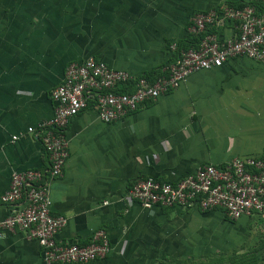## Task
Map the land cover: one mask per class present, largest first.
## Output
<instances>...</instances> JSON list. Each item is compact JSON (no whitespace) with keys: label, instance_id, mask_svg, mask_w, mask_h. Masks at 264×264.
<instances>
[{"label":"crops","instance_id":"0c3cea01","mask_svg":"<svg viewBox=\"0 0 264 264\" xmlns=\"http://www.w3.org/2000/svg\"><path fill=\"white\" fill-rule=\"evenodd\" d=\"M229 4L264 11L255 0H0V221L17 209L1 201L12 175L49 168L27 130L53 117L51 93L69 64L95 58L154 78L172 62L173 43L192 45L193 16ZM233 32L234 23L212 30L219 38ZM67 138L63 176L51 184L52 215L67 220L57 243L87 245L106 231L111 251L91 264H172L204 254L206 240L221 236V210L146 209L128 190L147 178L177 182L204 165L263 157L264 63L236 58L196 72L117 122L89 108L70 121ZM263 216L235 222L233 236ZM0 264L45 263L39 242L16 231L0 234Z\"/></svg>","mask_w":264,"mask_h":264},{"label":"built area","instance_id":"2783aa9c","mask_svg":"<svg viewBox=\"0 0 264 264\" xmlns=\"http://www.w3.org/2000/svg\"><path fill=\"white\" fill-rule=\"evenodd\" d=\"M255 1L264 8V0ZM228 23H234L235 32L231 36L219 38L212 33ZM191 32L199 38L197 47L179 50L178 44L173 43L171 50L176 56L155 82L114 70L95 58L69 64L62 84L51 93L55 104L53 117L27 130L38 137L49 168L12 175L10 188L1 201L17 209L0 221V234L20 231L37 240L45 264H91L110 253L109 237L104 230L95 232L87 245L57 243L67 220L52 215L51 184L61 179L69 158L67 126L89 108L97 112L102 122H117L178 89L190 75L220 68L232 59L264 63V11L253 5L243 8L224 5L198 13L192 18ZM19 138L14 136L13 141ZM127 197L146 209L221 210L232 221L253 220L264 215V156L204 165L177 182L139 180L131 185Z\"/></svg>","mask_w":264,"mask_h":264},{"label":"rangeland","instance_id":"374dc122","mask_svg":"<svg viewBox=\"0 0 264 264\" xmlns=\"http://www.w3.org/2000/svg\"><path fill=\"white\" fill-rule=\"evenodd\" d=\"M240 228V226H238ZM247 228L239 229L244 232V236H240L238 231L233 236L231 230L228 238H224L226 230L220 232L221 236L211 235L207 241L209 250L200 255H192L189 259L183 261H171L172 264H264V216L260 220L248 224ZM233 238V239H232ZM222 240V241H218ZM223 242V243H222ZM222 245L220 246V244ZM207 253V254H206ZM212 254V255H211ZM211 255V257H205ZM203 256L204 258H199Z\"/></svg>","mask_w":264,"mask_h":264},{"label":"trees","instance_id":"16d2710c","mask_svg":"<svg viewBox=\"0 0 264 264\" xmlns=\"http://www.w3.org/2000/svg\"><path fill=\"white\" fill-rule=\"evenodd\" d=\"M230 6H235V5H233V4H229ZM243 6H239V7H237V8H242ZM190 38L193 40V41H191L192 42V45L189 47L188 45H185L186 43H177L178 44V48H179V50H189L190 48H196L197 47V45H198V43H199V38L196 36V35H194V34H192V35H190ZM188 43V42H187ZM193 44L195 45V46H193ZM171 45V44H170ZM170 45H169V48H170ZM174 56H176V53L174 54ZM165 73H162L161 75H158V76H155L154 78H148V77H144V78H146V79H148L150 82H155L158 78H160V77H162L163 75H164ZM122 91V90H121ZM124 91V90H123ZM222 216V215H221ZM222 217H224V216H222ZM238 221H245L246 223H249L251 220L250 219H247V218H243V219H240V220H238ZM238 221H232V220H229V219H227L226 218V216L222 219V231L223 230H226L227 232H228V234L227 233H225V236H224V238H228L229 237V235H230V231L232 230V228H235L234 226H235V222H238ZM237 226V225H236ZM220 236V235H219ZM218 241H222V240H218ZM223 243V242H222ZM222 243L220 244V246L222 245ZM209 249V248H208ZM207 254V253H206ZM212 255V254H211ZM211 255L209 256V255H205V257H208V259H209V257H211ZM200 258H204L203 256H200L199 258H197V259H200Z\"/></svg>","mask_w":264,"mask_h":264}]
</instances>
